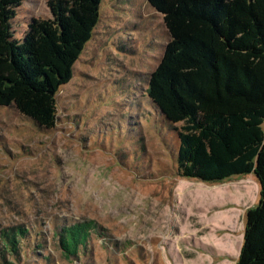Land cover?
<instances>
[{"label":"rangeland","instance_id":"rangeland-1","mask_svg":"<svg viewBox=\"0 0 264 264\" xmlns=\"http://www.w3.org/2000/svg\"><path fill=\"white\" fill-rule=\"evenodd\" d=\"M47 1L23 0L16 32L49 16ZM168 38L146 0H102L57 93L55 127L0 106V226L28 230L16 253L0 236V264H236L260 184L252 173L220 183L178 176L175 131L146 99ZM83 220L104 236L91 232L87 250L66 257L57 233Z\"/></svg>","mask_w":264,"mask_h":264},{"label":"trees","instance_id":"trees-1","mask_svg":"<svg viewBox=\"0 0 264 264\" xmlns=\"http://www.w3.org/2000/svg\"><path fill=\"white\" fill-rule=\"evenodd\" d=\"M146 1L169 36L146 99L162 129L175 131L176 172L210 183L254 174L260 197L245 214L236 264H264V0ZM22 3L0 0V106L51 130L57 93L93 36L102 0H48L49 16L31 17L20 33L14 23ZM91 232L104 236L93 220L62 226L63 254L84 253ZM27 233L0 226L14 253L16 237Z\"/></svg>","mask_w":264,"mask_h":264},{"label":"crops","instance_id":"crops-1","mask_svg":"<svg viewBox=\"0 0 264 264\" xmlns=\"http://www.w3.org/2000/svg\"><path fill=\"white\" fill-rule=\"evenodd\" d=\"M228 254V251H225Z\"/></svg>","mask_w":264,"mask_h":264},{"label":"water","instance_id":"water-1","mask_svg":"<svg viewBox=\"0 0 264 264\" xmlns=\"http://www.w3.org/2000/svg\"><path fill=\"white\" fill-rule=\"evenodd\" d=\"M256 178V177H255ZM257 179V178H256ZM259 182V181H258Z\"/></svg>","mask_w":264,"mask_h":264}]
</instances>
